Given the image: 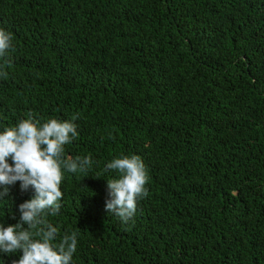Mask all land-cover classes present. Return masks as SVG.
I'll return each instance as SVG.
<instances>
[{
    "label": "trees",
    "instance_id": "trees-1",
    "mask_svg": "<svg viewBox=\"0 0 264 264\" xmlns=\"http://www.w3.org/2000/svg\"><path fill=\"white\" fill-rule=\"evenodd\" d=\"M0 28V132L77 117L64 154L93 161L47 216L71 264H264V0H0ZM122 155L150 177L127 223L105 208ZM33 195L12 186L0 224Z\"/></svg>",
    "mask_w": 264,
    "mask_h": 264
},
{
    "label": "clouds",
    "instance_id": "clouds-1",
    "mask_svg": "<svg viewBox=\"0 0 264 264\" xmlns=\"http://www.w3.org/2000/svg\"><path fill=\"white\" fill-rule=\"evenodd\" d=\"M10 51H14L13 34L0 28V57ZM0 76L7 78L2 67ZM75 119L53 118L41 123L30 115L0 132V199L9 197L17 182L21 191L34 192L19 205L18 223L7 227L0 224V252H22L13 264H71L77 251V233L65 234L56 243L59 229L47 220V216L59 214L64 171L84 172L93 164L91 156L64 154L65 145L79 136ZM105 170L117 173L116 178L107 180L106 211L127 223L135 216L139 201L149 195L146 165L139 155H122L109 162Z\"/></svg>",
    "mask_w": 264,
    "mask_h": 264
}]
</instances>
